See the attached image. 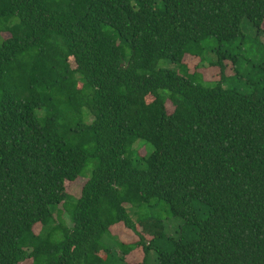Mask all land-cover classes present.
I'll list each match as a JSON object with an SVG mask.
<instances>
[{"label":"trees","instance_id":"1","mask_svg":"<svg viewBox=\"0 0 264 264\" xmlns=\"http://www.w3.org/2000/svg\"><path fill=\"white\" fill-rule=\"evenodd\" d=\"M243 21L263 32L264 0H0V264H264V61L238 52Z\"/></svg>","mask_w":264,"mask_h":264},{"label":"rangeland","instance_id":"2","mask_svg":"<svg viewBox=\"0 0 264 264\" xmlns=\"http://www.w3.org/2000/svg\"><path fill=\"white\" fill-rule=\"evenodd\" d=\"M241 31L243 36L247 39L246 44H244L241 48V51H238L243 60L250 61V64H257L261 61H264V24L262 25V31L259 35L256 34V31L252 28V26L247 22L243 21L241 24ZM189 67V71H196L200 73L205 81L210 82L218 78L219 69L214 67H206L199 65L198 59L189 58L188 61H185ZM226 73L227 75H232V66L229 62H226ZM162 66H168L166 63ZM241 91H246V87L243 85L239 87ZM167 111L171 113L172 107L167 104ZM138 152L140 156L145 154L144 148H139ZM92 172V167H88L84 170V176L77 179L75 182H66L65 189L67 193L75 198L79 196L80 190L87 180L88 176H90ZM155 216L161 219V221L165 225L166 236L167 238H173L174 240L179 238L180 228L182 226V221L177 219L176 217H172L168 212L166 206H160V209L154 212ZM40 231V225H38L35 229V233ZM112 234H114L118 240L124 241L126 243H134L137 241V238L134 235L126 230L123 226L116 227ZM135 259V257H134ZM137 262V263H136ZM125 263L127 264H141L140 258H137L135 261L132 260L129 256L125 258ZM22 264H30V261H26ZM148 264H156V254L151 253Z\"/></svg>","mask_w":264,"mask_h":264}]
</instances>
